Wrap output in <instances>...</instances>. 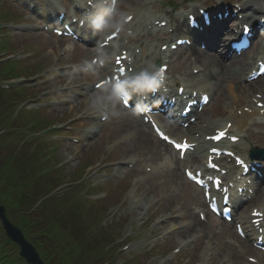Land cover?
Listing matches in <instances>:
<instances>
[{
    "label": "rangeland",
    "instance_id": "obj_1",
    "mask_svg": "<svg viewBox=\"0 0 264 264\" xmlns=\"http://www.w3.org/2000/svg\"><path fill=\"white\" fill-rule=\"evenodd\" d=\"M12 35H14V45L18 46L17 50H19V52H16L15 49L13 55H20L22 59H26L22 60L20 65L22 66V70L27 73H22L23 77L19 76L12 82H15L19 79H25L24 81L27 82V80H30L34 77L33 73L38 72V70L43 71V69L45 71L54 69L57 71H68L69 69L58 70V68H62L67 64L73 65L74 67L76 65H79L87 58V53H85L84 51L78 52L76 49H74L66 57V59L57 60L56 49L64 47L63 42L61 43L59 41L47 40L45 36L36 34H33L34 36H31L14 32ZM143 40L144 38L141 39V41ZM43 41H47L46 45L44 46L41 44L44 43ZM22 43L26 44L21 47ZM9 44L13 45L12 43ZM36 44H40V49ZM33 46H36L38 49L37 53L35 54V59L37 60L36 63H34L35 69H38L32 71L30 70L32 66L28 68L29 66L27 63L30 62L31 58H28V56H31L32 53L28 51H31ZM22 48L24 49V51H21L23 50ZM37 62L42 64L43 66H39ZM40 67H43V69H41ZM97 77V75L89 76L78 72L74 76L68 74V76L65 77V80L73 83L88 85L89 90L87 91V95L71 99V104L66 105L64 109L50 110V112H46L45 115L48 118H51V120H54L58 123V121L67 119L74 113H77L80 117L77 118L75 114L72 119H75L74 121L79 122V127L77 128L80 132V130L85 127V125L82 123L84 118L94 120V117L90 118L86 116L88 114L86 113L87 111L85 109L89 97L95 93V91H92L90 89V85L92 83V80ZM40 80L41 78L38 79V81ZM7 83L1 82L0 84L3 85ZM55 84L56 83H45L44 86H51L53 88V91L58 87H55ZM223 93L225 92H218L215 95V98L212 100V104L208 107V110L204 114L205 117L210 116L212 118L215 115H219L220 113L222 114L223 111L221 112L220 107L222 108L224 106L228 109L231 108V105H229V100L220 102L219 99L221 97L227 100L226 94ZM79 102H83L80 107H78L80 105ZM5 104L6 102L1 103L0 107L4 106ZM70 107L74 109L71 113L69 110ZM114 110L120 111L118 106ZM234 112L235 108L232 109V113ZM122 114H126V112L123 111ZM102 125L103 127H100L98 130L99 134L94 136L92 147L84 148L80 155V159L77 162H74V165H66L64 162L65 157L62 152L66 151L65 154H68L72 150V148L68 147L66 144H61L60 146L54 148L55 151L53 152L54 154L51 159L53 160L54 158H56L57 162L47 163L49 166H55L57 163L61 162L60 166H62V169L60 170H62L61 173L63 174V177L65 179L64 180L63 178H61V182L64 180L63 182H66L67 184L74 185L75 181L79 177L85 175V177L83 178L84 181L79 186L72 187L71 190H68L65 195L62 196L63 201L61 204L60 201L54 199L49 201L46 207L48 209H58L59 219L61 221L66 220L65 222H68V224L70 225L67 228V234L72 236L71 238H74L79 243L80 247H82L84 243H90L91 246L88 247L89 251H99H96V253L92 257L90 255L89 257H86L87 255H83L82 253L81 255L79 254L80 261H78V263L76 261V257L78 256H72L67 245V243H71V239L62 238L63 240H60L58 238H54V256L52 258V255L45 254L44 259L47 264H101L105 261H108V264H160L161 258L167 254L169 248L175 247L177 245L176 243L182 238L180 239L175 236L169 237L167 241L164 240L163 242V239H158V237L164 230L169 231L167 230V227L171 228L172 224L168 223L162 228H157L154 226V222H156L158 218H161L163 216L173 215L176 212L174 211V209L178 211L189 209L190 204L195 202L197 199L196 190H194L190 185L182 180L180 171H178V174L175 176L177 185H171L168 181L165 180L163 176L165 172H162L163 169H161L158 172L153 171L147 173L149 175L148 181H142L139 185H137L133 197L129 195L125 196L126 185L131 187L132 180L137 178L138 176L143 175V162H151L150 159H153V154L157 152V149H160L161 151L164 150L162 146L159 145V142L147 131H145V134H141L143 135L141 138H138L136 135L137 133L133 135L129 130V127H131L129 125V127H124L123 125H116L113 123L112 127L106 124ZM250 133L251 138H253V136H259L262 131L251 128ZM251 138L248 140L249 142L252 141ZM12 140V138H2L0 140V144L4 148L8 149L9 145H11L12 143ZM115 144H117V146L112 155V153H108V149L106 148L112 147V150ZM50 145L52 144L50 143L48 147ZM50 153L51 152L47 149V152L44 154V156ZM107 154L109 156L108 158ZM131 158L139 161V166L136 167L134 172H130L126 183H114L117 181V179H114L113 181L109 182L108 185L104 188H90L93 182L97 181L99 177H108L109 175H111V173L114 172V169H118L122 161L124 163ZM157 158L158 157H156L155 159ZM87 160H92L89 169L93 167V171H89V169L84 170V165L89 164L86 163L88 162ZM101 160H103V163L99 165ZM95 170H98L100 172L94 173ZM34 181L37 182L38 179H34ZM13 186L17 187L16 185ZM30 186H34V188L36 187L34 183H31ZM112 188L117 189L116 193L114 192L115 195L113 194L112 197H107L104 201L101 200L102 202L96 203L97 201L94 199V197L100 195L98 194V190L107 191ZM85 193H89L90 195L86 196L84 195ZM91 195H93L94 197H91ZM83 198H85L86 201ZM11 199L12 198L10 197L9 200L11 201ZM89 200H95V202L90 203ZM133 200H137L136 203L131 202ZM134 204H137L138 206L145 205L144 207L146 208V210L141 211L140 208L133 207ZM7 209L10 210V206H8ZM11 213L15 216L18 215V212H13L12 210ZM97 217L102 221V225L95 222V219ZM110 221L112 222L110 223ZM173 221V224L177 225L178 223H183L185 220L182 217L180 220L174 219ZM104 222L111 224V226L104 227ZM141 222L143 224H141ZM148 224H151L153 228L146 227ZM217 226L218 225L214 226V228ZM91 228L94 229L92 230ZM86 230L91 232L86 233ZM215 230L217 229H208V234L214 232ZM125 232H128L129 237H125ZM140 232L141 235H134ZM78 233H80L81 237H77ZM94 240H99V245L98 243L96 244ZM128 242L130 243L129 249L127 251L124 250L123 252H119V250H117L118 246L128 245ZM202 246L203 241H201V244L198 248H188L186 253L182 254L178 258L176 257L177 259L175 258L169 264H203L200 261ZM152 248H154V250H152ZM192 255L193 258H191L190 260V257H192ZM223 256H225L224 252H217L214 258V264H224L225 260L220 262ZM48 257L49 260L47 259ZM187 260H189V262ZM204 264H210V262L205 261Z\"/></svg>",
    "mask_w": 264,
    "mask_h": 264
},
{
    "label": "clouds",
    "instance_id": "obj_2",
    "mask_svg": "<svg viewBox=\"0 0 264 264\" xmlns=\"http://www.w3.org/2000/svg\"><path fill=\"white\" fill-rule=\"evenodd\" d=\"M110 2L115 14L118 16V20L115 23H96L93 21L90 24V32L93 36L98 33H104L105 35L111 33L115 35L125 31V24L127 23L126 14L117 8V0H110ZM108 29H111V31H107ZM103 55V51L97 48V55L95 57L97 63H102L101 57ZM84 63L91 67V63L88 60H85ZM150 67L151 71L148 68H144L137 72L133 78H125L122 82L112 83L111 86H109L108 81H105L102 90L95 92L89 97L85 110L98 113L102 120L109 121L120 116V112L114 109L118 105L120 107L127 105L134 94L147 98L149 93L160 91L165 80L164 74L155 65H151ZM126 89L130 91H126ZM108 105H111V109L105 111L104 109Z\"/></svg>",
    "mask_w": 264,
    "mask_h": 264
},
{
    "label": "bare ground",
    "instance_id": "obj_3",
    "mask_svg": "<svg viewBox=\"0 0 264 264\" xmlns=\"http://www.w3.org/2000/svg\"><path fill=\"white\" fill-rule=\"evenodd\" d=\"M212 40V39H211ZM197 57H198V60H197V63H195L194 65H190V68L191 67H199V68H201V69H205V70H207L206 68L207 67H209V66H213L214 64L217 66V68H218V72H220L221 73V75L223 76V78L224 79H229V84L227 85V87H226V90H227V93H228V97H229V99L230 100H234V101H237L238 99H242L241 98V94L243 93V92H245V93H247V94H249V97H248V101L247 102H249L250 101V95L252 94L251 93V90H249L248 88H246L247 86H244V84L245 85H247L248 83H245L244 82V78H245V76L243 77V84H236V82L235 81H233V84H232V77H234V76H236V75H238V74H243L242 73V68L243 67H245V65H249V61H245V62H238L239 64V66H227V65H225V64H221L218 60H217V58H215L214 56L215 55H206L205 53H203V52H197ZM204 58H207V59H205L204 60ZM202 71V70H201ZM204 71V70H203ZM211 74V76L214 78L215 76L213 75V73H210ZM200 76H204V73L202 74H198V75H195V76H193L191 73H189V75H188V77H190L192 80L193 79H195L196 77H200ZM205 77V76H204ZM240 78H242V77H240ZM259 88H257V90H258ZM259 94H262L263 95V97H264V88H261V89H259ZM246 102V103H247ZM80 103V105L78 106V107H80L81 106V104L83 103V102H79ZM231 103V102H230ZM244 104V105H247V104ZM243 104V103H242ZM241 105V104H240ZM77 107V108H78ZM100 116V115H99ZM233 115L232 114H229V116L227 117V118H229V119H226V120H233L232 117ZM120 118V117H119ZM121 119H123V118H121ZM124 119H125V121H128L130 118H127V117H124ZM241 119H244V120H247V118H243V117H241L239 120H237V122L240 124V123H242L241 122ZM119 120V119H118ZM132 121L133 120H131V123H132ZM205 123H206V127H197L195 130H194V132H197V133H199V134H197V135H200L201 137H203L205 134H210V132H213V131H211L212 129H213V123H210V122H207V121H205ZM219 123H223V122H219ZM239 124H237L236 123V129H237V131H239V129H238V125ZM245 127V125L243 124L242 125V128H244ZM143 132L141 131V132H139L138 134H137V137L138 138H141L143 135H141ZM185 135H187L184 131H181V132H179V133H176V136L177 137H179V138H181L182 136H185ZM86 145H88V143L86 142L85 143ZM91 144V143H90ZM89 144V145H90ZM159 152V151H158ZM202 156L203 155H197L196 157H197V159H199V160H201L202 159ZM198 165H202V163H201V161H198ZM176 174V169H171L170 171H169V173H168V179L172 182V181H174L175 180V175ZM165 180H167V179H165ZM169 180H167V181H169ZM262 194V191H260V190H258L257 191V194H256V196H259L260 197V195ZM136 208L138 207V208H140V210L144 207V206H138V205H136L135 206ZM192 216H193V218L195 217V215L193 214V213H190ZM194 220H195V218H194ZM192 224H194L193 226H202V224L201 223H199L198 221H194V223L192 222ZM199 228H201V227H199ZM195 230H197L196 228H194ZM202 229V228H201ZM227 232H229V230H225V229H221L220 230V233H219V236H218V239L219 240H221V241H223V239H224V237L226 236V234H227ZM248 233H250V232H248ZM225 248L227 249L226 250V253H227V255L230 253V251L229 250H231V248L230 247H228V246H225ZM220 249H222L221 247H220ZM229 251V252H228ZM232 253V257H231V263H233L234 264V261H233V258L234 257H236L237 255L234 253L233 254V252H231Z\"/></svg>",
    "mask_w": 264,
    "mask_h": 264
},
{
    "label": "snow or ice",
    "instance_id": "obj_4",
    "mask_svg": "<svg viewBox=\"0 0 264 264\" xmlns=\"http://www.w3.org/2000/svg\"><path fill=\"white\" fill-rule=\"evenodd\" d=\"M131 19V18H129ZM163 139L168 140L169 143H171L173 145V147H175L177 150L183 152L186 151L189 147H191L189 144H187V142L183 143V144H179L176 143L174 141L169 140V138L167 136H163ZM191 176V173L189 174ZM261 215V213L258 212H253V216H259Z\"/></svg>",
    "mask_w": 264,
    "mask_h": 264
},
{
    "label": "trees",
    "instance_id": "obj_5",
    "mask_svg": "<svg viewBox=\"0 0 264 264\" xmlns=\"http://www.w3.org/2000/svg\"><path fill=\"white\" fill-rule=\"evenodd\" d=\"M25 202H26V201H23V202H18V204H19V207H24V206H25Z\"/></svg>",
    "mask_w": 264,
    "mask_h": 264
},
{
    "label": "water",
    "instance_id": "obj_6",
    "mask_svg": "<svg viewBox=\"0 0 264 264\" xmlns=\"http://www.w3.org/2000/svg\"><path fill=\"white\" fill-rule=\"evenodd\" d=\"M24 248L28 249L26 246Z\"/></svg>",
    "mask_w": 264,
    "mask_h": 264
}]
</instances>
